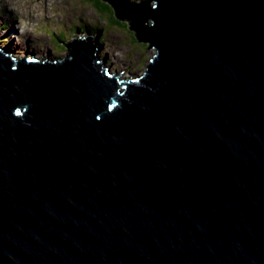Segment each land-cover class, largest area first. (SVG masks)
<instances>
[{"label": "water", "instance_id": "1", "mask_svg": "<svg viewBox=\"0 0 264 264\" xmlns=\"http://www.w3.org/2000/svg\"><path fill=\"white\" fill-rule=\"evenodd\" d=\"M101 1L143 74L0 48V264H264V0Z\"/></svg>", "mask_w": 264, "mask_h": 264}, {"label": "rangeland", "instance_id": "2", "mask_svg": "<svg viewBox=\"0 0 264 264\" xmlns=\"http://www.w3.org/2000/svg\"><path fill=\"white\" fill-rule=\"evenodd\" d=\"M93 5L92 0H0V48L8 49L11 39L19 50L11 51L16 60L32 54L46 61L64 59L74 38L94 35L97 56L114 74L123 79L143 74L155 50L138 42L128 22L110 18V11L102 15ZM10 29L6 38L3 33Z\"/></svg>", "mask_w": 264, "mask_h": 264}, {"label": "trees", "instance_id": "3", "mask_svg": "<svg viewBox=\"0 0 264 264\" xmlns=\"http://www.w3.org/2000/svg\"><path fill=\"white\" fill-rule=\"evenodd\" d=\"M92 1L94 3L93 6L97 10L98 13H100L102 15H105L107 12L110 11V18L115 19L114 18V16H115L114 12H113L112 8L109 7L110 5H108L106 3H103L101 0H92ZM107 18H109V17H107ZM78 28H81V26L80 27L79 26L75 27L74 30L76 31V30H78Z\"/></svg>", "mask_w": 264, "mask_h": 264}, {"label": "bare ground", "instance_id": "4", "mask_svg": "<svg viewBox=\"0 0 264 264\" xmlns=\"http://www.w3.org/2000/svg\"><path fill=\"white\" fill-rule=\"evenodd\" d=\"M11 17H14V15H12ZM2 22H4L3 20H2ZM13 30V29H12ZM11 29L8 31H6V32H4L3 34H4V36L6 37V38H10L9 37V35H12V31ZM1 37V36H0ZM60 42V41H59ZM17 45V44H16ZM15 46V43L10 39V41L8 42V49H9V51L11 52V51H13L14 52V54L15 53H17L19 50L17 49V48H15L14 47ZM7 48H6V50H8ZM11 55H12V53H10ZM9 54V55H10ZM98 54H97V52H96V55L95 56H97ZM98 57V56H97ZM11 58H13V55L11 56ZM14 59V58H13ZM98 59H100V61L102 62L103 61V59L99 56L98 57ZM16 60V59H15ZM105 62V64H106V60L104 59V61H103V63ZM115 75V74H114ZM118 76V75H117ZM116 76V77H117ZM118 79H119V81L120 80H125V79H122V77H118ZM128 79V78H127Z\"/></svg>", "mask_w": 264, "mask_h": 264}, {"label": "flooded vegetation", "instance_id": "5", "mask_svg": "<svg viewBox=\"0 0 264 264\" xmlns=\"http://www.w3.org/2000/svg\"><path fill=\"white\" fill-rule=\"evenodd\" d=\"M110 7V6H109Z\"/></svg>", "mask_w": 264, "mask_h": 264}]
</instances>
